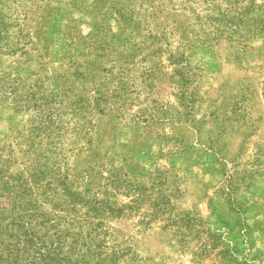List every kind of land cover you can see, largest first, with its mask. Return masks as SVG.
<instances>
[{"label": "rangeland", "instance_id": "obj_1", "mask_svg": "<svg viewBox=\"0 0 264 264\" xmlns=\"http://www.w3.org/2000/svg\"><path fill=\"white\" fill-rule=\"evenodd\" d=\"M14 1L61 125L34 138L43 176L118 210L58 214L107 229L121 263L264 264V0ZM29 116L0 102V155L26 178Z\"/></svg>", "mask_w": 264, "mask_h": 264}, {"label": "trees", "instance_id": "obj_2", "mask_svg": "<svg viewBox=\"0 0 264 264\" xmlns=\"http://www.w3.org/2000/svg\"><path fill=\"white\" fill-rule=\"evenodd\" d=\"M8 1L0 0V102L15 110L30 112L23 143L33 149L35 164L26 166L29 170L26 178L22 173H10V158L0 155V264H127L121 260L123 257L133 260L131 249L110 243L107 229L101 233L74 230V223L64 219L68 213L62 216L57 212H67L64 202L82 203L94 211L101 210L103 201L85 200L62 174L54 176L52 181L43 176L44 171L53 170L54 163H49V157L44 155L46 149L34 138L61 128L53 105L56 100L52 94L48 97L44 92L46 75L34 69L24 70L34 58L21 46L25 37L22 23L10 4L15 1ZM100 1L119 16L131 14L127 4L132 0ZM23 55H28L26 61L21 59ZM24 71L28 77L23 76ZM37 196H42L43 202L61 201L51 203L56 212L42 210ZM103 208L111 213L118 211L114 205Z\"/></svg>", "mask_w": 264, "mask_h": 264}]
</instances>
